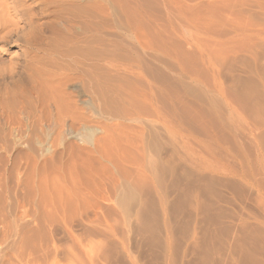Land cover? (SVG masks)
<instances>
[{"label": "rangeland", "instance_id": "obj_1", "mask_svg": "<svg viewBox=\"0 0 264 264\" xmlns=\"http://www.w3.org/2000/svg\"><path fill=\"white\" fill-rule=\"evenodd\" d=\"M1 1L0 264H264V0Z\"/></svg>", "mask_w": 264, "mask_h": 264}, {"label": "bare ground", "instance_id": "obj_2", "mask_svg": "<svg viewBox=\"0 0 264 264\" xmlns=\"http://www.w3.org/2000/svg\"><path fill=\"white\" fill-rule=\"evenodd\" d=\"M4 5H5V4H4V1L2 2V1L0 0V9H2V8L4 7ZM2 10H3V9H2ZM2 14H3V12H2ZM2 14H1V15H2ZM1 17H2V16H0V21H1V19H2ZM2 20H3V19H2ZM262 74H264V73H262ZM241 85H242V86H241ZM241 85H240L241 88H239V92H238V93L241 94V97H240L241 99H242V97H243V99L245 98L244 100H246L245 102H247L246 104L248 105L250 100H249V101H247V100H248V99H251V101H252V98L249 96V93H248V91H249L248 88H249V87L246 86V81H244V84L241 83ZM244 100H243V101H244ZM241 101H242V100H241Z\"/></svg>", "mask_w": 264, "mask_h": 264}]
</instances>
